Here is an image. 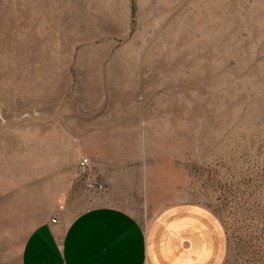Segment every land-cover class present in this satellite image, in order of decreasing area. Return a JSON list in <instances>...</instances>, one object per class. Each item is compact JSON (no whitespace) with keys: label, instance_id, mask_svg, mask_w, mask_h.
<instances>
[{"label":"rangeland","instance_id":"obj_1","mask_svg":"<svg viewBox=\"0 0 264 264\" xmlns=\"http://www.w3.org/2000/svg\"><path fill=\"white\" fill-rule=\"evenodd\" d=\"M88 176L144 226L200 204L223 264H264V0H0V228L94 206Z\"/></svg>","mask_w":264,"mask_h":264},{"label":"crops","instance_id":"obj_2","mask_svg":"<svg viewBox=\"0 0 264 264\" xmlns=\"http://www.w3.org/2000/svg\"><path fill=\"white\" fill-rule=\"evenodd\" d=\"M114 200L65 202L32 228H0V264H223L226 234L208 208L174 203L144 226Z\"/></svg>","mask_w":264,"mask_h":264},{"label":"built area","instance_id":"obj_3","mask_svg":"<svg viewBox=\"0 0 264 264\" xmlns=\"http://www.w3.org/2000/svg\"><path fill=\"white\" fill-rule=\"evenodd\" d=\"M79 168L86 171L90 169V161L87 157H82L78 162ZM84 189L90 195L92 200L100 198V195L105 191L104 183L97 180L95 177L88 176L84 181ZM56 220H52L55 222Z\"/></svg>","mask_w":264,"mask_h":264}]
</instances>
